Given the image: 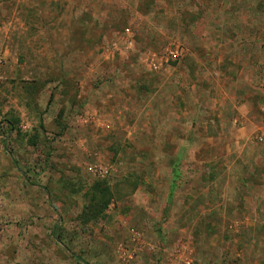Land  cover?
<instances>
[{
	"label": "rangeland",
	"instance_id": "1",
	"mask_svg": "<svg viewBox=\"0 0 264 264\" xmlns=\"http://www.w3.org/2000/svg\"><path fill=\"white\" fill-rule=\"evenodd\" d=\"M0 264H264V0H0Z\"/></svg>",
	"mask_w": 264,
	"mask_h": 264
},
{
	"label": "built area",
	"instance_id": "2",
	"mask_svg": "<svg viewBox=\"0 0 264 264\" xmlns=\"http://www.w3.org/2000/svg\"><path fill=\"white\" fill-rule=\"evenodd\" d=\"M104 174H105V172L99 170V175H100V176H103Z\"/></svg>",
	"mask_w": 264,
	"mask_h": 264
}]
</instances>
